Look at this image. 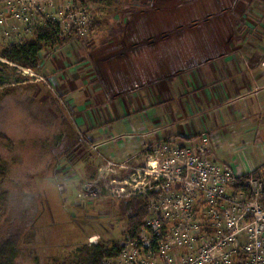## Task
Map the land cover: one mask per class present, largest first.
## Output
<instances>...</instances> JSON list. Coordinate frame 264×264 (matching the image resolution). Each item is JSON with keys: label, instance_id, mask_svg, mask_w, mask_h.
<instances>
[{"label": "rangeland", "instance_id": "374dc122", "mask_svg": "<svg viewBox=\"0 0 264 264\" xmlns=\"http://www.w3.org/2000/svg\"><path fill=\"white\" fill-rule=\"evenodd\" d=\"M5 1L0 0V50L9 43L18 42L26 35V27L32 28L40 16L30 11V22L22 24L15 20L14 8L5 10ZM146 1L125 0V6H120V10L109 16L104 29H89L92 17L100 14L97 6L80 7L77 16L87 23V30L85 23L80 25L83 33L81 48L73 51L82 54L80 57L74 55L71 63L62 54L67 47L43 49L39 67L32 69L34 75H31L23 66L0 55V167L4 169L0 176V235L22 232L19 252L12 264L61 261L66 253L84 243L127 241L128 221L122 212V201L157 195L155 176L137 170L153 173V169L161 168L164 161L175 156L177 147L190 146L168 134L157 138V131L163 132L158 128L149 131L148 135L133 136V148L126 151L125 135L94 137V126L88 125L94 115L91 92L97 83H103V75L110 74L111 65L106 55L115 47L124 48V43L131 40L130 36H125L124 29L143 23L141 12L152 8L153 2L149 0V7H144ZM190 1L156 0L154 7L166 14L169 24L183 26L185 15L182 10L191 4ZM248 2V9L255 6L262 11H258L257 24L251 22L255 28L245 30L246 37L264 40V30H261L264 0ZM36 3L43 13H54L62 9L60 6L64 7V0ZM171 8L180 11L179 17H175L176 12L174 14ZM201 8L206 7L201 4ZM208 10L207 13L213 12L212 7ZM156 17L149 16L146 20L154 23ZM67 21L64 34L72 30L69 27L71 18ZM243 34L236 30L234 38L242 39ZM110 44L114 46L101 49L98 55L92 52L93 48ZM257 50L261 54L257 52L256 55L264 57V45ZM110 59L120 60L116 56ZM106 80L114 82L115 76ZM76 87L79 94L74 93ZM165 107H169L168 103ZM78 117L86 120V129L81 128L83 125L78 126ZM168 122L172 125L171 119ZM168 126L169 133L171 128ZM194 138L193 141L202 137ZM136 139L139 142L134 141ZM112 141L120 146L117 149L120 156L116 155ZM247 150L250 162L259 164L262 161L259 147L250 145ZM149 186L153 188L143 194L141 191Z\"/></svg>", "mask_w": 264, "mask_h": 264}, {"label": "crops", "instance_id": "0c3cea01", "mask_svg": "<svg viewBox=\"0 0 264 264\" xmlns=\"http://www.w3.org/2000/svg\"><path fill=\"white\" fill-rule=\"evenodd\" d=\"M152 1V8L141 12L143 23L125 27V36L131 40L106 55L110 74L102 76L103 83H97L92 96L83 93L94 103L92 124L88 122L94 126L93 136L125 135L123 144L131 151L133 136L159 128L163 132L157 131V138L168 134L184 144H193L196 136L206 138L212 160L230 165L237 174L264 165V57L256 55L261 54L257 49L263 48L264 40H250L245 31L255 28L262 10L248 9L249 0H191L182 10L185 24L180 26L169 24L166 14L154 7L156 0ZM208 7L212 13H207ZM156 15L150 23L149 16ZM236 30L244 33L242 39L234 38ZM80 43L58 47H67L62 54L68 63L74 55L81 56L73 51L81 48ZM112 46L92 52L98 55ZM114 56L120 60L110 59ZM77 89L74 93L79 94ZM78 126L86 129V120L78 117ZM112 142L117 155L120 146ZM250 145L262 151L259 164L250 162Z\"/></svg>", "mask_w": 264, "mask_h": 264}, {"label": "built area", "instance_id": "2783aa9c", "mask_svg": "<svg viewBox=\"0 0 264 264\" xmlns=\"http://www.w3.org/2000/svg\"><path fill=\"white\" fill-rule=\"evenodd\" d=\"M37 1L41 0H6L5 10L14 8L13 16L22 24L30 22V11L42 15L32 28L26 27V35L53 22L61 35L73 39L70 42H81L79 27L85 23L87 30V23L77 16L76 0H64V7L54 13L40 11ZM68 18L72 30L64 34ZM24 68L34 75L32 68ZM196 140L177 147L175 156L153 173L137 170L155 176L157 195L147 199L148 214L137 236L124 241L119 255L105 258L104 264H264L261 181L250 171L244 173L248 174L243 182L247 192L237 187L241 175L210 158L206 138ZM151 188L141 192L147 194Z\"/></svg>", "mask_w": 264, "mask_h": 264}, {"label": "trees", "instance_id": "16d2710c", "mask_svg": "<svg viewBox=\"0 0 264 264\" xmlns=\"http://www.w3.org/2000/svg\"><path fill=\"white\" fill-rule=\"evenodd\" d=\"M80 7L85 8L89 5L97 6L98 14L92 17L89 29L106 28L110 15L120 10V6H125V0H76ZM150 1L144 2V7H149ZM70 39L69 36L60 34L59 25L53 22L45 25H39L33 29L32 33L24 35L18 42L9 43L0 50L1 57L19 64L23 67H29L36 70L40 64V54L43 49L56 48L63 45V42ZM1 65V63H0ZM4 174L3 167H0V176ZM255 178L259 179L263 185L262 202L264 203V165L253 171ZM248 178V174L239 177V185L243 188V182ZM122 212L127 216V228L125 235L132 239L139 233L143 221L148 214V200L142 197H136L122 201ZM22 232L0 235V264L14 263L15 256L19 252L18 242ZM19 236V237H18ZM127 239V240H128ZM123 248L122 243L117 241L105 243L97 241L94 243H84L77 246L61 259L35 264H104L105 258H114L119 255Z\"/></svg>", "mask_w": 264, "mask_h": 264}]
</instances>
